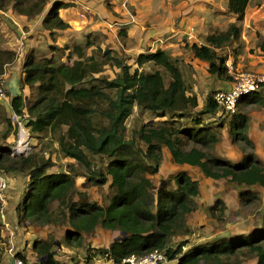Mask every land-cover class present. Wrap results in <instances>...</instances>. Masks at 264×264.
<instances>
[{
    "label": "trees",
    "instance_id": "16d2710c",
    "mask_svg": "<svg viewBox=\"0 0 264 264\" xmlns=\"http://www.w3.org/2000/svg\"><path fill=\"white\" fill-rule=\"evenodd\" d=\"M3 1L0 0V10H3ZM249 3L250 0H227V12L236 23L229 24L224 31L206 35L201 45L185 46L195 59L207 64L210 75L227 77V58L222 51L241 40L240 24ZM44 6L41 0L20 13L33 18ZM64 7L67 5L53 4L42 20V26L51 38L55 31L69 28L59 17V11ZM259 48L264 53V37ZM51 51L62 56L67 51L66 59L70 64L54 57L37 59L31 51L23 64L20 85L31 89L35 97L26 106L20 93L11 99V109L23 115L26 108L27 126L33 135L65 128L58 139L60 152L90 173L86 180L93 186L109 183V200L105 207L89 202L85 193L76 192L75 178L70 172H47L53 166L51 160L33 154L15 156L6 148H0V171L6 175L28 177L23 198L16 207L17 221L39 227L67 221L70 231L65 236L66 246L76 248L82 246L83 235L93 233L98 226L106 231L125 233L127 236L109 249L96 251L110 264H121L126 258L144 256L155 250L164 252L166 259L169 262L176 260V264H240L238 259L244 254L246 259L254 257L256 264H264V225L247 235L195 245L187 252L183 251L186 242L179 243L176 248L170 247L172 239L191 234L187 218L197 210L195 199L199 196V183L182 171L153 194L155 188L148 178L158 173L162 151L166 149L174 164L198 168L207 179L225 180L236 186L264 187V164L255 156L254 144L248 138L247 116L233 114L228 124L233 141L242 143L243 157L237 163L214 154L219 143V129L224 124L179 129L164 121L159 125H146L127 139L125 122L134 107L149 111L157 118L169 115L182 119L198 108L197 96L189 94L178 59L157 49L139 54L135 60L137 68L132 70L105 50L106 63L112 62L119 75L114 79L93 78L94 83L87 86L84 83L101 73L103 63L98 64L93 57L85 59L80 46L72 49L53 47ZM146 64L162 68L167 81L159 71H139ZM3 73L0 66V75ZM261 90L243 97L240 102L264 107ZM100 104H105V108L99 109ZM219 110L222 109L213 100V94H209L197 116H215ZM100 119L105 120L106 125H101ZM199 124L198 120L194 122V125ZM8 134L7 131L6 138ZM86 153L107 158L104 170L93 171ZM74 194L78 196L76 201L72 198ZM240 199L246 205L257 197L245 191L240 193ZM225 211L224 202L217 200L209 208V215L222 223ZM32 250L38 258L33 264H63L54 258L48 241H35ZM16 256L30 264L21 255Z\"/></svg>",
    "mask_w": 264,
    "mask_h": 264
},
{
    "label": "rangeland",
    "instance_id": "374dc122",
    "mask_svg": "<svg viewBox=\"0 0 264 264\" xmlns=\"http://www.w3.org/2000/svg\"><path fill=\"white\" fill-rule=\"evenodd\" d=\"M38 1L40 2L41 0L3 1V10H0V66L4 71L5 81L7 76L8 78L14 76L15 79L22 80L23 64L31 49H33V54L37 59L54 57L63 63L70 64L66 59L67 51L62 56L57 51L52 52L51 48L63 49L67 47L72 49L75 46L83 47L85 59L93 57L98 64L103 63L101 73L88 78L84 83L87 86L90 83H94L93 78L105 77L114 79L119 75V70L112 62L106 63L107 56H104L105 50H108L111 57L121 59L126 65L131 66L132 70L137 68L135 64L137 58L135 54L137 53L136 40L134 41L131 38V33L134 31L132 30L133 26L138 24L137 14L139 13L138 10L142 9L141 5L149 6L153 10L155 9L154 6L157 5V10L161 12L159 13L161 14L159 17L156 13V22L158 24L162 22L158 21L159 19L168 18L170 15L173 18L176 17V19L185 16L186 22L179 23V25L184 24L182 30L186 29L187 40L191 42L197 40L203 42L206 35L224 31L229 24L236 23L235 18L227 12V4H224V1L227 0H42L45 4L44 9L46 12L55 3L67 5V7H64L59 12V17L68 21L69 28L63 32L55 31L53 38H51L49 32L42 26L41 17L43 16L44 9L39 15L33 18H29L20 13V11L30 9V6ZM191 3L195 5L193 12L188 11ZM191 19L193 20L191 21ZM147 23H149L147 24L148 29L143 30V32L145 31V35L151 30V23ZM240 26L241 40L236 44H231L222 51L226 58L228 56L232 58V68H236L240 64L236 58L238 55H242L245 59L253 55L262 56V54L258 53V49H260L259 45L264 37V0H250L245 18ZM250 33L251 35L249 36ZM86 43H89L88 48L86 47ZM142 48L146 52V48L143 46ZM187 52L184 51L182 56H176L173 52L172 54L169 53L179 61L178 66L189 94L199 96V107L183 119L177 117L170 118L169 115L165 118H157L149 111L134 107L132 115L125 122V136L127 139H131L142 127L149 124L159 125L164 121H168L170 125L179 129L198 128L200 125L220 127L224 124L223 129H219V142H222L219 147L214 148V154L219 157L221 155L223 157L222 159L231 163L234 159L229 155V160L226 159L227 152L224 146L226 148L228 146L232 147L240 157H243L242 143L234 142L229 133L228 124L233 114L219 110L215 116H200L199 118L197 116V113L201 111L205 99L209 94H213L216 89L230 86L229 75L227 74V77L219 78L208 73L207 65H190L191 52L189 50ZM73 59H75V56ZM250 59L252 58L250 57ZM243 63H245V60H243ZM139 71L149 73L159 71L167 81L164 70L152 64L144 65ZM242 72L258 74L250 71ZM20 84L18 85L20 86L19 90L22 92L27 106L33 102L35 94L27 86ZM8 90L10 89L8 87L6 89L4 86V92L6 93L8 101H10L13 94L10 92L11 90ZM260 93L262 95L264 94L263 88ZM239 104L242 107L238 106L235 114L241 113L246 115L248 118L247 126L250 125V121L253 119L252 114L264 109V107L256 104L247 105L244 102H240ZM105 106V104H100L98 108L103 109ZM10 114L6 99L0 101V148H6L7 151H11L10 147L16 145L18 140L17 125L11 123ZM27 120L28 115L25 108L21 122L30 137L28 140L30 150L25 154V157L33 154L39 158L51 160L53 166L47 170L48 173L70 172L75 178L76 192L85 193L89 202H95L105 207L109 200V183L105 186H93L86 180L90 173L74 160L65 158L62 152H60L58 139L64 134L65 128H62L58 132L46 131L33 135L27 126ZM197 120L200 124L194 125V122ZM99 123L106 125V121L103 119H100ZM260 129L261 133L259 131ZM263 129L264 125L260 126L255 134L263 138ZM7 131L9 134L6 138ZM138 145L144 149L142 144L139 143ZM253 152L258 158L255 146ZM86 154L91 160L93 171L104 170L108 164L107 158L92 156L89 153ZM168 156L169 154L166 149L162 151V162L159 166L158 173L154 176H148L155 188L153 194H155L156 189L165 187L183 169L180 165L174 164L170 156ZM260 161L264 164L261 159ZM185 170L186 173L194 176L200 183L199 196L195 199L197 210L187 218V225L191 234L187 237L172 239L169 244L170 247L176 248L179 243L186 242L187 244L183 248V251L187 252L195 245L211 242L215 238L227 235V233L244 235L252 228L256 227L255 229H257L261 225H264V187L236 186L225 180L209 183L203 180L198 168L190 167ZM7 176L9 179H12V183L16 188L14 190L15 195H12V197L15 199V203L18 204L22 200L26 190L28 177L22 174H10ZM245 191L254 193L257 200L244 205L240 199V193ZM72 198L76 201L78 199L77 194H74ZM217 200L223 201L226 205L222 223L216 222L209 215V208ZM54 208L55 206H53ZM6 209L4 211L3 221L0 216V264H3L2 262L5 256L4 250L8 253V250L12 248L13 243L10 241L16 238L17 235L20 236L21 233L26 235L27 232H32L30 238L24 241L25 245L23 248V244L20 243L17 247L21 248V250L13 246L11 253L15 256L16 254L21 255L30 264L38 261L36 254L32 250L35 241L50 242L51 252L55 254L54 258L63 264H85L87 261L88 264H110L107 258L103 255H98L96 251L99 249H109L115 242L127 236L118 231H106L98 226L93 233L83 235L81 247H70L66 246L65 242V236L70 231L67 221L56 225L41 227L32 226L28 222L20 223L17 221V228H15V224L12 222L13 228L15 229L12 231L9 225V229L11 230V233H9L5 231L7 226L6 224L4 225ZM3 230L7 234L2 235ZM238 261H240V264H254L256 259L251 256L246 259L244 254L239 257ZM176 263V260L168 262V264Z\"/></svg>",
    "mask_w": 264,
    "mask_h": 264
},
{
    "label": "crops",
    "instance_id": "0c3cea01",
    "mask_svg": "<svg viewBox=\"0 0 264 264\" xmlns=\"http://www.w3.org/2000/svg\"><path fill=\"white\" fill-rule=\"evenodd\" d=\"M224 4H227V1H224ZM156 6H154L155 9L153 10V8H151L149 6L141 5V8H142V9H140L141 11L138 10V12H139L138 13L139 15L137 14V19H138L137 23L138 24L133 26L132 30H134L133 31L134 34L131 33L132 34L131 38L134 39V41L136 40V43H135L136 46H137L136 47L137 48V53H135L136 56H138L139 54H142V53H146V52H151L152 53V52H155L157 49L164 50L166 52H170L171 54L173 52L174 55H176V56H182L184 51L187 52V50L184 49L187 44H189V45H191V44H197V45L203 44V42H200L199 40H197L195 42H191V41L187 40V35H186L187 31H185L186 29L182 30L183 29L182 27H183L184 24L183 25H179V23H185L186 22L185 21L186 20L185 16H183V18L176 19V17L173 18L172 15H170L168 18L159 19L158 21H162V22L160 24H158V22H156V20H157L156 13H157V16L159 17L161 15L159 13H161V12L159 10H157ZM194 6L195 5L191 3L189 5V10L188 11L189 12H193ZM63 9H61V10H63ZM82 9H83V7H82ZM48 11L49 10H47V12H46L45 9H44L43 14H42L43 16L41 15L42 16L41 17L42 20L47 15ZM59 16H60V14H59ZM62 20L65 23L68 22L67 20H64V19H62ZM192 20L193 19H191V21ZM140 21H142V22L140 23ZM147 22L151 23L150 24L151 25V30L148 31V33L145 35V31L143 32V30H147L148 29L147 24H149V23H147ZM176 23H178V24L176 25ZM61 32H63V31H61ZM250 35H251V33L249 34V36ZM84 39H85V37H84ZM138 46H140V47H138ZM142 46L144 48H146V52L143 50ZM30 51H33V49H31ZM258 53L262 54V56H257V55L250 56L252 59H250V57L245 59L242 55H240V56L238 55L236 58L238 59V63H240V64L237 65L236 68L233 67V70L235 72L250 71V72H256L258 74H264V53L262 51H260V49H258ZM227 60H229V62L232 63V58L230 56H228ZM243 60H245V63H243ZM189 64L190 65H202V66L203 65H207L206 63H203V62L195 59L192 54H191V61L189 62ZM19 83H20V81L18 79H15L14 76L11 77V78H8V76H7V79H6L5 83H4L5 84L4 86H5L6 89L8 87V89L11 90V91L8 90V91L12 92V94H13L11 96V99L14 96L22 93L19 90L20 89V86H18ZM227 88H229V87L216 89V90H214V92L217 91V90H222V89H227ZM263 89H264V87H263ZM262 96H263V99H264V94ZM197 98H198V107H199V105H200V100L199 99L200 98H199V96H197ZM10 103H11V100L7 101L8 110L11 113V109H10V107L8 105ZM252 118L253 119L250 121L251 123H250V125L247 128L248 138L254 144L255 149H256V154H257L259 160L261 159L264 162V135H263V138H262V137H259V136H257L255 134L257 129L260 128V126L264 125V109H261L258 113L252 114ZM221 129H223V127ZM259 131L261 133V129ZM262 134H264V129L262 131ZM221 142L222 141H220L216 145V148L221 145L220 144ZM224 148H225V150L227 152L226 153V159L229 160L228 159V155L232 156L233 159H234L231 163H237V162H239L242 159V157H240V155L232 147L228 146L226 148L224 146ZM164 150L165 149H163V151ZM229 151H230V153H229ZM168 154H169V152H168ZM169 156H170V154H169ZM220 158H223V157H221V155H220ZM170 159H171V156H170ZM180 167H183L182 171H184V172L186 171L185 170L186 168H190V166H188V165H182ZM191 168H193V167H191ZM200 175H201V177H203V180L205 182H207V181L209 183L210 182H214V180L206 179L201 173H200ZM190 176L192 178H194L195 180H197L194 176H192V175H190ZM8 180H9V191H8V197H9L8 204L9 205H8V208L6 209V212H5L6 220L4 221L5 222L4 225L5 224H6V226L8 225L7 229L5 231L11 233V230L13 231L15 228H17V220H16L15 209H16L18 204L15 203V199L12 197V195L13 196L15 195L14 190H16V188L14 187V185L12 183V179L8 178ZM216 182H219V181H216ZM27 183H28V178H27ZM206 184H208V183H206ZM199 186H200V183H199ZM3 219H4V217L2 218V221H3ZM12 222H14L15 228H13V223ZM9 225L11 226L10 227L11 230L9 229ZM255 228H252L247 234L253 232L255 230ZM5 231L4 230L2 231V235L3 234H7V233H5ZM31 233L32 232H27L26 235H23L22 233H21L20 236L17 235L16 238H14V239H12V241H10L11 243H13L12 248H13V246H15L16 249L21 250V248H19L17 246L20 243H22L23 244L22 248H23V246L25 245L24 241H26L28 238H30V234ZM238 234L239 233H234V234H228L227 233V235H223V237L215 238V239H213V241L216 240V239H219V238H232L234 235H238ZM247 234H244V235H247ZM206 243H203V244H206ZM203 244H200V245H203ZM11 249L8 250L9 254L6 252V250H4V255L5 256H4V260L2 262L3 264H12V255L13 254L11 253V251L13 249L12 250ZM254 264H256V262Z\"/></svg>",
    "mask_w": 264,
    "mask_h": 264
},
{
    "label": "built area",
    "instance_id": "2783aa9c",
    "mask_svg": "<svg viewBox=\"0 0 264 264\" xmlns=\"http://www.w3.org/2000/svg\"><path fill=\"white\" fill-rule=\"evenodd\" d=\"M22 39V38H21ZM227 74L231 78L229 88L217 90L213 93V100L221 107L223 111L229 114H235L238 103L243 97L256 93L264 87V74H252L244 72H235L229 60H226ZM4 74L0 76V101H8L4 92ZM11 109V104H8ZM10 120L13 125H17L18 140L16 145L11 146L10 154L15 156H25L30 150L29 133L22 125V115L14 113L11 109ZM9 180L8 176L0 171V216L4 217V211L8 205ZM165 253L162 251H153L144 256H131L122 260L121 264H168ZM12 264H26L20 257L12 255Z\"/></svg>",
    "mask_w": 264,
    "mask_h": 264
},
{
    "label": "bare ground",
    "instance_id": "6f19581e",
    "mask_svg": "<svg viewBox=\"0 0 264 264\" xmlns=\"http://www.w3.org/2000/svg\"><path fill=\"white\" fill-rule=\"evenodd\" d=\"M26 114V113H25ZM24 120V119H23ZM5 223V222H4ZM8 226V225H7ZM5 228V227H4ZM6 229V228H5Z\"/></svg>",
    "mask_w": 264,
    "mask_h": 264
},
{
    "label": "water",
    "instance_id": "95a60500",
    "mask_svg": "<svg viewBox=\"0 0 264 264\" xmlns=\"http://www.w3.org/2000/svg\"><path fill=\"white\" fill-rule=\"evenodd\" d=\"M123 235L125 234V233H122ZM45 258V257H44Z\"/></svg>",
    "mask_w": 264,
    "mask_h": 264
}]
</instances>
